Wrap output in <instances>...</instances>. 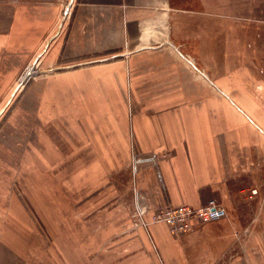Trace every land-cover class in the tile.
Instances as JSON below:
<instances>
[{
	"label": "crops",
	"instance_id": "crops-1",
	"mask_svg": "<svg viewBox=\"0 0 264 264\" xmlns=\"http://www.w3.org/2000/svg\"><path fill=\"white\" fill-rule=\"evenodd\" d=\"M64 3L0 0V102L8 93L10 104L16 100L0 135V264H25L40 243L35 226L55 222L53 216L58 222L57 210L41 199L51 198L53 188H68L72 196L104 185L118 189L124 174L131 180L125 165L132 158L142 165L135 184L144 192H137L132 210L143 208L145 224L133 231L129 220H117L111 228L124 230L117 232L118 248L126 242L148 253L122 252L116 260L218 263L216 252L205 253L208 240L194 237L214 222L179 236L152 217L167 204L201 206L211 198L233 208L254 187H237L242 174L257 187L264 182L257 166L264 163V112L242 81L240 17L213 10L223 0ZM43 50V70L28 78L30 62ZM55 116L58 125L42 126ZM54 165L55 177L34 171ZM18 166L29 169L21 181L33 186L21 196ZM215 223L228 224L231 237L247 224L233 217ZM262 223L252 228L259 232ZM251 239L253 252L244 255L236 242L229 263L264 264V236ZM196 248L201 253L191 255Z\"/></svg>",
	"mask_w": 264,
	"mask_h": 264
},
{
	"label": "rangeland",
	"instance_id": "rangeland-1",
	"mask_svg": "<svg viewBox=\"0 0 264 264\" xmlns=\"http://www.w3.org/2000/svg\"><path fill=\"white\" fill-rule=\"evenodd\" d=\"M68 4L69 0H65L64 7L66 8ZM217 8H220V11L225 14H235L236 17H240L236 20V24L241 30L239 39H241L242 46L245 48V52L242 55V81L251 86L253 92L257 94L258 101L264 112V0H223L222 6H213V10ZM67 14H69V11ZM44 50L39 52L30 62V68L27 70L29 73L27 75L28 78L37 76L43 70L41 61L46 54ZM24 86L25 84L20 88V91ZM11 94L9 95L8 93L9 96L6 95L7 100L0 102L2 104L0 112L4 109L0 115V135L3 133L2 127L9 115L8 112L11 111L12 106L16 103V100L12 104H10L11 101H8V97H11ZM58 121V116H55L51 118V122L42 126L48 128L49 126L58 125L60 123ZM35 125L37 129H41L38 121L35 122ZM135 160L132 158L125 165L131 171V180L129 177L127 178V174L121 175L122 177L117 181L118 189L114 185L117 190L110 185H104L94 194L79 196L73 192L72 196L68 188L64 190L56 187L53 188L52 193H49L51 198L48 196L40 197L43 203H49L57 210L58 222L56 217L53 216L55 222L49 221L48 224L42 222L46 225L44 227H39L42 223L39 226H35L34 239L35 242L40 241V243L32 246L33 252H31L25 264H124L125 261L122 259L116 260V254L122 252L140 254L145 258L148 253L147 250L138 251L126 242L125 246L118 248L121 244H117V232L122 233L124 230L111 228L116 225L117 220H129L133 231H136L143 223L142 217L137 213V209L132 210L135 208L134 205L137 204V192L144 193L135 184L136 172L142 166L137 164ZM258 162L257 166L261 168L264 175V163L261 160ZM34 171H38V174L45 176H48L47 174L51 172L55 177L57 165L49 169H36ZM25 172L29 173V169H26L25 166H18V181L15 182V184L18 183L17 196H21L26 191L29 192L33 189L31 183L28 182L27 185L21 181V177ZM236 182L239 189L242 187L250 188L254 184V187L250 188L252 195L242 193L243 195L238 196L233 202V208L228 209V206L224 205L228 212L227 218L232 219L233 217L238 224L242 223L241 226L243 227L247 223L246 227L234 229L233 237H231L228 224L221 225L214 222L213 226L216 227L205 229L204 231L209 230L206 233L200 231L197 236H194L208 240L205 243L203 242L205 253L212 256V253L216 252L214 254L219 258L218 263L214 262L213 264H231L229 260L232 259L235 253L233 248L237 246L240 249L242 248L244 255L248 250L253 252L251 242L253 244L254 241H252L253 239L250 240V238L264 236V229H258L259 232H256L252 228L254 223H260L261 220L263 221L262 224H264V209L262 208L264 207V182L260 181L262 186L258 184L257 187L256 183H253L252 176L250 177L246 174H242V177ZM122 186H128L129 190L122 188ZM34 203H37V201ZM257 210L261 211V213L257 212ZM53 213L56 212L53 211ZM51 224H56V228L50 227ZM106 227L112 231L109 236H107L106 230L108 229ZM218 240H220V243H217ZM238 241H242L241 246L238 245ZM236 242L237 246L235 245L234 247ZM254 247L258 248L257 246ZM197 248L190 251L191 255L201 253ZM237 250L239 249L237 248ZM74 254H79V257L74 258ZM32 256L34 257L30 259ZM158 263L164 264L161 258ZM205 263L206 261H204ZM1 264L9 263L2 262ZM19 264H23V262L20 261Z\"/></svg>",
	"mask_w": 264,
	"mask_h": 264
},
{
	"label": "built area",
	"instance_id": "built-area-1",
	"mask_svg": "<svg viewBox=\"0 0 264 264\" xmlns=\"http://www.w3.org/2000/svg\"><path fill=\"white\" fill-rule=\"evenodd\" d=\"M137 213L142 216L145 211L143 208L138 207ZM227 216L226 208L217 199L211 198L201 206L167 204L156 208L152 222L164 223L171 233L182 236L202 225L223 220ZM143 223L145 224L144 221Z\"/></svg>",
	"mask_w": 264,
	"mask_h": 264
},
{
	"label": "water",
	"instance_id": "water-1",
	"mask_svg": "<svg viewBox=\"0 0 264 264\" xmlns=\"http://www.w3.org/2000/svg\"><path fill=\"white\" fill-rule=\"evenodd\" d=\"M4 111V109L3 110H1V112H0V115L2 114V112Z\"/></svg>",
	"mask_w": 264,
	"mask_h": 264
}]
</instances>
